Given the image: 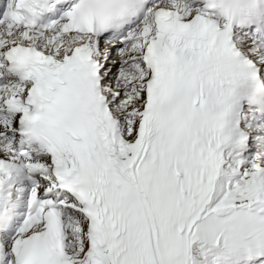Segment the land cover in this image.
I'll return each instance as SVG.
<instances>
[{
    "label": "snow or ice",
    "instance_id": "1",
    "mask_svg": "<svg viewBox=\"0 0 264 264\" xmlns=\"http://www.w3.org/2000/svg\"><path fill=\"white\" fill-rule=\"evenodd\" d=\"M0 264H264V0H0Z\"/></svg>",
    "mask_w": 264,
    "mask_h": 264
}]
</instances>
